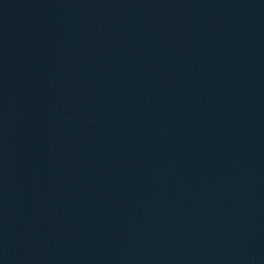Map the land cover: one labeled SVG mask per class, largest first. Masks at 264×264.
<instances>
[{"label":"water","instance_id":"95a60500","mask_svg":"<svg viewBox=\"0 0 264 264\" xmlns=\"http://www.w3.org/2000/svg\"><path fill=\"white\" fill-rule=\"evenodd\" d=\"M0 264H264V0H0Z\"/></svg>","mask_w":264,"mask_h":264}]
</instances>
